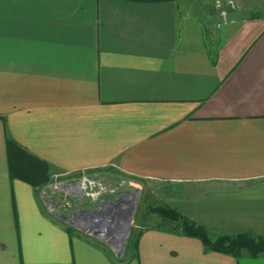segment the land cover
I'll return each mask as SVG.
<instances>
[{
    "label": "crops",
    "instance_id": "obj_1",
    "mask_svg": "<svg viewBox=\"0 0 264 264\" xmlns=\"http://www.w3.org/2000/svg\"><path fill=\"white\" fill-rule=\"evenodd\" d=\"M235 1L206 24L178 0H0V264H264L158 216L115 257L10 170L122 172L212 239L264 236V1Z\"/></svg>",
    "mask_w": 264,
    "mask_h": 264
},
{
    "label": "rangeland",
    "instance_id": "obj_2",
    "mask_svg": "<svg viewBox=\"0 0 264 264\" xmlns=\"http://www.w3.org/2000/svg\"><path fill=\"white\" fill-rule=\"evenodd\" d=\"M178 2L180 5H188L189 9L198 13L206 24H209L216 15L218 16V2H221L220 6L223 5L225 8L229 6L227 0H178ZM234 3V7L228 9L236 13L240 8L237 1L234 0ZM54 181L58 183L59 188L56 190L48 185L44 190L45 195H42L46 207L54 204L51 206V214L61 219L73 234L96 238L101 245L111 250L115 257L119 258L125 252L132 236L138 235L145 226L157 221L158 215L154 212L156 202H154V196H151V184L128 177L122 172L109 171L105 168L51 172L50 180L42 184L41 188ZM107 205L112 206L114 213L118 211L116 208L119 206H127L128 209V213L123 216L124 219H128L127 230L124 231V227L121 226L123 230L119 243L121 246L117 248L111 242L113 231L106 233V236L93 233L94 230L91 231L85 227L90 220L97 218L96 214H106V212L111 214V209ZM118 214L119 212L116 215ZM140 218L143 220L139 221ZM114 221L111 219L112 224L115 223ZM116 233L113 232V234Z\"/></svg>",
    "mask_w": 264,
    "mask_h": 264
},
{
    "label": "trees",
    "instance_id": "obj_3",
    "mask_svg": "<svg viewBox=\"0 0 264 264\" xmlns=\"http://www.w3.org/2000/svg\"><path fill=\"white\" fill-rule=\"evenodd\" d=\"M8 144H14L9 137ZM21 152L23 156L20 157L18 161L16 160L14 163L10 164L11 172L15 176L21 177L34 185H42L48 182L50 180L51 166L46 162H29L26 158L28 154L22 150ZM154 212H156L159 217L157 224L171 230L181 231L187 236L197 237L202 241L203 245L210 250L230 254L238 258H240L244 252H247L252 257L264 255V236L262 235L244 232L235 235H222L212 239L206 228L196 224L176 209L160 206L156 207Z\"/></svg>",
    "mask_w": 264,
    "mask_h": 264
},
{
    "label": "bare ground",
    "instance_id": "obj_4",
    "mask_svg": "<svg viewBox=\"0 0 264 264\" xmlns=\"http://www.w3.org/2000/svg\"><path fill=\"white\" fill-rule=\"evenodd\" d=\"M107 207L109 208L110 205H107ZM111 207H110L111 214L108 212H106V214L98 213V214H96L97 218H93L92 220H90L89 224H87L85 227L91 231L92 230H97V231L99 230L103 235H106V233L112 232V231L116 233V231H117L118 233L113 234V232H112V235H111L112 236L111 242L114 243V247L117 248V247L121 246L119 244L121 242V237H122L121 233H123V230H121L122 229L121 226L124 227V231L127 230L128 219H126V218L124 219L123 216H125L128 213V209L126 208L127 206H119L118 208H116V209H118V211L116 213H114L115 210L112 209ZM118 212H119V214L117 216L116 214ZM111 219L115 220L114 221L115 223L112 224ZM81 223L85 224L84 222H81ZM123 224H125V225H123Z\"/></svg>",
    "mask_w": 264,
    "mask_h": 264
},
{
    "label": "built area",
    "instance_id": "obj_5",
    "mask_svg": "<svg viewBox=\"0 0 264 264\" xmlns=\"http://www.w3.org/2000/svg\"><path fill=\"white\" fill-rule=\"evenodd\" d=\"M52 183V182H51ZM50 182L47 184V186L49 185V186H53V189H56V188H59L58 186H57V184H56V182L54 181V183H52L51 184ZM46 186V187H47ZM46 187H44V188H42L41 190H40V192H41V195H45V189H46ZM57 190V189H56ZM53 199H55V198H53ZM56 200V199H55ZM54 201V200H53ZM55 203L57 204V202L55 201ZM51 206H54V204H50V207H47L48 208V210L50 211V212H52V209H51Z\"/></svg>",
    "mask_w": 264,
    "mask_h": 264
},
{
    "label": "water",
    "instance_id": "obj_6",
    "mask_svg": "<svg viewBox=\"0 0 264 264\" xmlns=\"http://www.w3.org/2000/svg\"><path fill=\"white\" fill-rule=\"evenodd\" d=\"M93 233L102 234L100 231L94 230Z\"/></svg>",
    "mask_w": 264,
    "mask_h": 264
}]
</instances>
